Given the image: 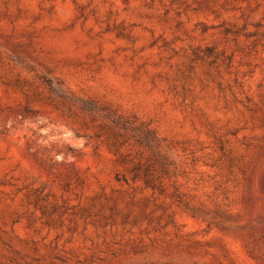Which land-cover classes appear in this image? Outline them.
I'll list each match as a JSON object with an SVG mask.
<instances>
[{
  "label": "rangeland",
  "instance_id": "374dc122",
  "mask_svg": "<svg viewBox=\"0 0 264 264\" xmlns=\"http://www.w3.org/2000/svg\"><path fill=\"white\" fill-rule=\"evenodd\" d=\"M0 264H264V0H0Z\"/></svg>",
  "mask_w": 264,
  "mask_h": 264
}]
</instances>
